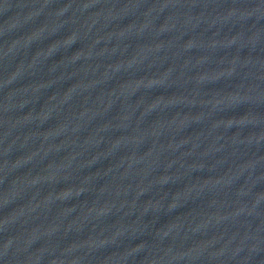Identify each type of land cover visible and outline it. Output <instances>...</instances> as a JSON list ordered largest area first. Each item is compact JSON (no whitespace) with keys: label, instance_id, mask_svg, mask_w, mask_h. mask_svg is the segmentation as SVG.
Instances as JSON below:
<instances>
[{"label":"water","instance_id":"water-1","mask_svg":"<svg viewBox=\"0 0 264 264\" xmlns=\"http://www.w3.org/2000/svg\"><path fill=\"white\" fill-rule=\"evenodd\" d=\"M0 264H264V0H0Z\"/></svg>","mask_w":264,"mask_h":264}]
</instances>
